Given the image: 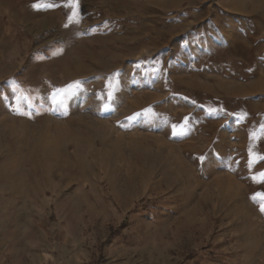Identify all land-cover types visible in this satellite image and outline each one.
Segmentation results:
<instances>
[{
	"label": "rangeland",
	"instance_id": "obj_1",
	"mask_svg": "<svg viewBox=\"0 0 264 264\" xmlns=\"http://www.w3.org/2000/svg\"><path fill=\"white\" fill-rule=\"evenodd\" d=\"M262 126L264 0H0V264H264Z\"/></svg>",
	"mask_w": 264,
	"mask_h": 264
},
{
	"label": "snow or ice",
	"instance_id": "obj_2",
	"mask_svg": "<svg viewBox=\"0 0 264 264\" xmlns=\"http://www.w3.org/2000/svg\"><path fill=\"white\" fill-rule=\"evenodd\" d=\"M74 6V5H73ZM33 7H36V8H40V7H47V8H50V7H53V5H50V4H46V5H41V4H36V5H33ZM75 15V14H74ZM9 83V86L11 88V91L13 93V95L16 94L17 92V89H18V86L16 84L15 81H10L8 82ZM78 86V82L76 85H73V87H76ZM66 91V89H56L53 93H52V101L54 104H60L62 103L61 100H58L57 99V96L60 95L62 96V94ZM13 111L16 113V114H20V115H27V112L26 111H23L19 106H16L14 107ZM262 128H264V126H262ZM262 199H264V196L261 197ZM260 210L262 212H264V204L261 205V208Z\"/></svg>",
	"mask_w": 264,
	"mask_h": 264
},
{
	"label": "crops",
	"instance_id": "obj_3",
	"mask_svg": "<svg viewBox=\"0 0 264 264\" xmlns=\"http://www.w3.org/2000/svg\"><path fill=\"white\" fill-rule=\"evenodd\" d=\"M19 232H18V238H16L17 245H19V251H21L22 256L21 257H26V254L28 251H36L42 249V242L37 245V243H33L29 241L26 236L24 235L25 233L23 232V229L19 227Z\"/></svg>",
	"mask_w": 264,
	"mask_h": 264
}]
</instances>
